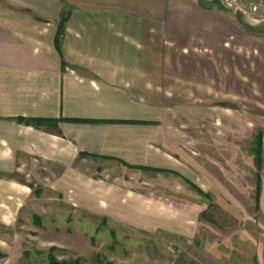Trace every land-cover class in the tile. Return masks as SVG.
<instances>
[{
    "label": "crops",
    "instance_id": "0c3cea01",
    "mask_svg": "<svg viewBox=\"0 0 264 264\" xmlns=\"http://www.w3.org/2000/svg\"><path fill=\"white\" fill-rule=\"evenodd\" d=\"M238 14L218 0H0V218L29 180L88 184V156L174 168L185 115L192 137L224 125L230 138L254 113L264 171V38Z\"/></svg>",
    "mask_w": 264,
    "mask_h": 264
},
{
    "label": "rangeland",
    "instance_id": "374dc122",
    "mask_svg": "<svg viewBox=\"0 0 264 264\" xmlns=\"http://www.w3.org/2000/svg\"><path fill=\"white\" fill-rule=\"evenodd\" d=\"M241 18L264 38V13ZM248 117L245 137L223 136L222 125L195 138L185 115L171 169L88 156L86 185L29 180L4 198L0 264H264L261 136Z\"/></svg>",
    "mask_w": 264,
    "mask_h": 264
},
{
    "label": "trees",
    "instance_id": "16d2710c",
    "mask_svg": "<svg viewBox=\"0 0 264 264\" xmlns=\"http://www.w3.org/2000/svg\"><path fill=\"white\" fill-rule=\"evenodd\" d=\"M68 17V13H63L61 15V19H60V22L58 24V30H57V35H56V38H55V46L57 48L58 51H60V39H61V35H62V32H63V27H64V22L66 20V18ZM237 19L239 21V23H241V25L243 26V28L245 30H247V32H250L251 34H254V33H257L258 31H256L255 28H253L251 25H249L248 23H244L242 21V18H241V14H238L237 15ZM19 123H25V124H30V123H34L36 125H43V124H49V125H57V120H54V119H25V118H22V117H19L16 119ZM257 138V142H258V146H259V153L257 154V156L259 157V160H260V156H261V137H256ZM258 160V165L260 164V161ZM260 167V166H259ZM132 168V167H131ZM135 168V167H133ZM155 171H162L163 170H156V169H153ZM66 264V263H64Z\"/></svg>",
    "mask_w": 264,
    "mask_h": 264
},
{
    "label": "built area",
    "instance_id": "2783aa9c",
    "mask_svg": "<svg viewBox=\"0 0 264 264\" xmlns=\"http://www.w3.org/2000/svg\"><path fill=\"white\" fill-rule=\"evenodd\" d=\"M220 4L227 10L233 12H241L246 15H257L264 13V0H254L246 6L241 0H218Z\"/></svg>",
    "mask_w": 264,
    "mask_h": 264
}]
</instances>
